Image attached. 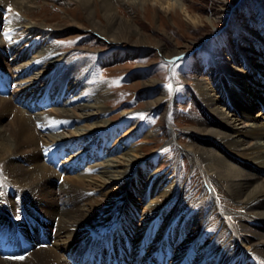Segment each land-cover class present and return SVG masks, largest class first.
Instances as JSON below:
<instances>
[{
  "label": "bare ground",
  "instance_id": "1",
  "mask_svg": "<svg viewBox=\"0 0 264 264\" xmlns=\"http://www.w3.org/2000/svg\"><path fill=\"white\" fill-rule=\"evenodd\" d=\"M38 1L0 0L6 10L0 12V96L12 88L0 97V180L29 191L21 204L0 191L10 204L6 218L0 213V264H264V90H253L258 79L264 85V64L255 68L248 55L246 70L215 64L226 78L213 87L196 81L208 121L189 129L197 138L186 150L231 194L225 207L216 199L198 202L177 165H165L168 155L148 156L137 142L156 139L162 126L167 135L177 133L167 123L141 125L127 111L115 123L107 105L113 95L93 63L67 60L54 40L63 29L30 16ZM155 1L183 9L179 0ZM96 26L108 40L121 41L114 26ZM109 49L115 48L104 46L103 53ZM224 88L228 112L219 105ZM164 91L148 100L150 108L165 102ZM14 205L25 207L18 214ZM46 218L53 220L50 231Z\"/></svg>",
  "mask_w": 264,
  "mask_h": 264
},
{
  "label": "rangeland",
  "instance_id": "2",
  "mask_svg": "<svg viewBox=\"0 0 264 264\" xmlns=\"http://www.w3.org/2000/svg\"><path fill=\"white\" fill-rule=\"evenodd\" d=\"M133 1L112 0L109 7L107 0H89L86 5L78 0H39L29 14L48 25L63 29L54 40L67 60L75 62L78 58H86L93 63L98 78L107 84L113 95L107 105L115 123L126 120L122 113L127 111V118L140 120L141 125L150 121L152 129H158L167 123L177 133L175 136L167 135L162 126L157 130L156 139L146 141L140 137L137 142L145 147L142 153L148 156L168 155L169 160L165 165L167 168L174 163L177 165L183 185L189 191L187 194H192L198 202L216 199L225 207L224 199L228 201L231 198L230 192L217 183L202 158H195L186 150L187 145L197 138L189 129L208 121L206 112L201 108L203 97L199 96L200 92L197 93L196 81L203 79L206 85L213 87L224 75L218 73V66L230 64L240 68L243 64L241 68L244 69L247 67L245 56L255 58V68L264 64V41L260 40H264V0H179L183 9H168L166 3L162 5L155 0H140L137 4ZM0 12L3 14L6 10L0 9ZM195 18L198 22L194 21ZM96 24L101 28L109 25L117 28L116 34L121 41L112 42L108 40V34L100 35L95 30ZM104 46L115 49L103 53ZM123 50L133 53L130 56H115ZM180 51L185 53L167 57V54ZM104 57L109 59L105 60ZM203 59H209L211 65L203 66L204 62H200ZM260 72L264 75V68ZM150 80L158 82L157 85L143 89ZM259 81L253 87L255 94L259 93L258 90H264V85H257ZM233 85L236 90L240 89L236 83ZM158 88L165 90L166 100L160 107L152 109L148 100L156 98ZM224 91V101H220L219 105L228 112L230 101L225 99L228 92L225 88ZM11 92L6 96H10ZM6 96L0 97L8 98ZM260 109L262 107H255L253 116L258 115ZM153 151L157 153L153 154ZM21 156L28 158L27 154ZM33 165L35 162H27V166ZM60 172L55 169L54 176ZM259 181L264 183V173L259 174ZM8 182L0 180L1 193L9 191L10 201L20 197L15 202L28 203L24 194H29V191L21 189L16 192L12 189L16 187ZM97 193H94L96 197L99 196ZM2 200L0 198V213L6 218L3 210H8L10 204L2 203ZM32 203L29 202V205ZM24 207L21 205L18 214ZM46 220L49 221L46 230L50 231L53 220Z\"/></svg>",
  "mask_w": 264,
  "mask_h": 264
},
{
  "label": "snow or ice",
  "instance_id": "3",
  "mask_svg": "<svg viewBox=\"0 0 264 264\" xmlns=\"http://www.w3.org/2000/svg\"><path fill=\"white\" fill-rule=\"evenodd\" d=\"M9 10H11V9H9ZM170 87V86H169ZM15 259H23V257H15Z\"/></svg>",
  "mask_w": 264,
  "mask_h": 264
}]
</instances>
